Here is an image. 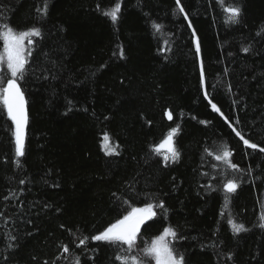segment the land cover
<instances>
[{
	"label": "trees",
	"instance_id": "16d2710c",
	"mask_svg": "<svg viewBox=\"0 0 264 264\" xmlns=\"http://www.w3.org/2000/svg\"><path fill=\"white\" fill-rule=\"evenodd\" d=\"M116 2L47 0L44 15L45 0H0V25L42 29L19 81L23 157L0 103V264H122L117 255L155 264L143 250L169 226L185 264H264V0H180L187 19L176 0H119L113 24L101 10ZM236 3L240 22L226 23ZM177 125L181 155L165 167L153 146ZM105 133L118 155L101 149ZM224 146L239 171L215 159ZM160 200L166 210L154 207L131 250L90 239ZM229 219L248 231L234 233Z\"/></svg>",
	"mask_w": 264,
	"mask_h": 264
},
{
	"label": "snow or ice",
	"instance_id": "6c2138e0",
	"mask_svg": "<svg viewBox=\"0 0 264 264\" xmlns=\"http://www.w3.org/2000/svg\"><path fill=\"white\" fill-rule=\"evenodd\" d=\"M223 3V0H220ZM179 12L184 15L187 19L188 13L185 11L184 7L181 6L180 0H176ZM99 10V5H97ZM48 3L45 0L44 6L40 11L47 15ZM228 15L226 23L237 24L240 22V16L242 14V7L236 4H230L223 9ZM102 14L108 17L113 24H115L121 15V3L116 2L114 6L107 10H101ZM191 27V22L188 24ZM153 27L156 31H160L162 26L153 22ZM192 35L196 37L195 29L192 30ZM42 29L41 27L32 26L26 30L14 29L10 24L5 23L0 25V40L3 41V48L0 50V65L6 64V72L0 68V81H6L4 86L0 87V103L6 108L8 116L13 121L15 125L14 139H15V155L16 157H23L25 155V127L28 123V116L26 112V99L24 91L21 88L19 81L25 79V73L27 72L28 58L32 55L30 46L34 45L35 41L33 37H41ZM27 41V45L25 44ZM196 52L200 53V42L199 38H196ZM243 51H249L248 48H244ZM123 49L120 50V55L123 56ZM103 67V66H102ZM201 79H204V65L201 61ZM205 97L208 96V92H205ZM211 103V101H209ZM211 107L216 111L220 112V109L216 104L212 103ZM166 116L169 120H172L173 115L171 111H167ZM223 115V113H221ZM150 123V122H149ZM201 123H208L207 121H201ZM180 130V126L177 125L170 129L166 134L165 138L158 144L153 146V151L157 155L163 157L165 167L168 166L170 162H176L180 158V152L177 149L174 141V137ZM235 130V129H234ZM236 135L240 137L244 145L251 149H257L259 146L256 143L250 142V140L245 139L244 136L237 131ZM110 136L105 133L103 136V147L108 155H118L116 151V146L110 143ZM259 151L264 153V147L259 148ZM232 152L228 150L227 146H224L222 154L216 155V160L224 161L228 167L232 170L239 171L237 164L233 163L231 160ZM19 164V161H17ZM21 184L24 183L23 180L20 181ZM239 183L235 179H228L226 183L223 184V189L226 193H235ZM7 199V197H5ZM227 200L228 197L226 196ZM48 207V205H45ZM154 207H158L161 210H166L165 202L160 200L158 204L154 205L152 203L145 204L142 208H133L127 215L122 219L117 220L115 223L110 224L107 228L99 233L90 237L92 241L106 242L110 245H127V248L131 250L135 247L137 234L140 232L141 225L145 221L150 220L155 217L157 213L154 211ZM59 211V209H57ZM264 220V216L261 217ZM228 223L231 225L234 233L247 232L248 229L245 228L243 224L235 223L233 220L229 219ZM260 227H264L261 224ZM168 237L173 240L182 238L178 237V233L175 228L169 226L165 227L163 233L155 237L150 245L144 248V253L146 256H151L155 260V264H185V258L183 253L176 252L174 246H170ZM15 239V237H12ZM89 237L85 236L80 239L79 244L84 245ZM63 251L65 253L69 252V248L65 245L63 246ZM117 260H121L122 264H128L131 260V264H143V262L136 256L131 257H121L116 256ZM229 259L232 256L229 255ZM47 264V262H45ZM76 264H79V258L76 259Z\"/></svg>",
	"mask_w": 264,
	"mask_h": 264
},
{
	"label": "rangeland",
	"instance_id": "374dc122",
	"mask_svg": "<svg viewBox=\"0 0 264 264\" xmlns=\"http://www.w3.org/2000/svg\"><path fill=\"white\" fill-rule=\"evenodd\" d=\"M103 140H102V142H101V149H103V151H104V153L106 154V152H105V150H104V147H103ZM108 155V154H107Z\"/></svg>",
	"mask_w": 264,
	"mask_h": 264
}]
</instances>
